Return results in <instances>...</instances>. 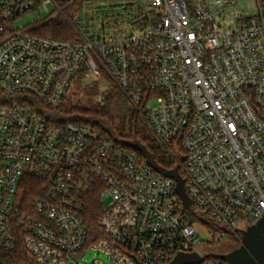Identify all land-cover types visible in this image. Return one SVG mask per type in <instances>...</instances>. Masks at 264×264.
Returning a JSON list of instances; mask_svg holds the SVG:
<instances>
[{
    "label": "built area",
    "instance_id": "1",
    "mask_svg": "<svg viewBox=\"0 0 264 264\" xmlns=\"http://www.w3.org/2000/svg\"><path fill=\"white\" fill-rule=\"evenodd\" d=\"M35 10L45 17L15 24ZM60 15L95 29L36 34ZM101 72L179 165L190 209L136 152L49 121L80 73ZM0 91V249L22 244L37 264H166L182 252L231 264L206 256L198 228L217 241L264 214V0H0ZM25 176L42 181L31 201ZM92 193L110 198L99 237L84 217Z\"/></svg>",
    "mask_w": 264,
    "mask_h": 264
},
{
    "label": "trees",
    "instance_id": "2",
    "mask_svg": "<svg viewBox=\"0 0 264 264\" xmlns=\"http://www.w3.org/2000/svg\"><path fill=\"white\" fill-rule=\"evenodd\" d=\"M36 34L57 40L77 39L71 26L63 19L56 18L36 29ZM81 74V73H80ZM111 90L105 92L101 108L93 109L83 105L64 106L45 111L52 124H64L68 122L84 123L100 130L104 135L111 137L118 145L136 152L144 159L142 153L130 146L138 143L147 147L154 155L155 160L163 167L173 168L176 164L173 156L168 153L153 137L152 132L145 123L140 110L135 107L124 92L116 84H112ZM88 93V92H87ZM0 91V95H1ZM22 186V199L31 201L35 196L43 194L40 186L42 181L25 176ZM102 214V203L96 193H92L86 202L84 217L92 236H102L98 226V220ZM251 221L249 224H253ZM211 226H214L210 223ZM218 229V227H215ZM224 238L235 249L241 245L242 235L233 231L223 230ZM216 241V240H214ZM216 242H220L217 240ZM215 242V243H216ZM0 264H37L27 249L20 244L13 251L0 249Z\"/></svg>",
    "mask_w": 264,
    "mask_h": 264
},
{
    "label": "rangeland",
    "instance_id": "3",
    "mask_svg": "<svg viewBox=\"0 0 264 264\" xmlns=\"http://www.w3.org/2000/svg\"><path fill=\"white\" fill-rule=\"evenodd\" d=\"M89 16V15H88ZM45 17V13L43 11H31L30 13L26 14L22 18H19L15 24L17 26L27 25L34 20H39L40 18ZM57 18L65 20L72 28L75 35H78L77 30L84 36L88 37V33L93 31L95 28L87 23L88 25H81L78 26L73 25L70 21L63 15L58 16ZM72 18V17H71ZM94 28V29H93ZM112 84H115L114 80L111 78L109 74L106 72H101V76L94 77V76H86L85 73L79 74L64 102V106H72V105H83L93 109H99L102 106V99L105 96V92L111 90ZM88 92V93H87ZM5 100V98L0 95V101ZM50 111V110H48ZM153 137L155 138L154 134L152 133ZM102 207H107L110 203V198L108 196H103L101 199ZM248 225L240 224L239 229H246ZM199 232L204 241L202 249L207 253H225L229 252L231 246L227 243V240L221 239L220 242L213 241V235L208 232L207 229L199 227ZM224 229V228H221ZM231 232V231H230ZM235 233H240L236 231ZM241 234V233H240ZM216 242V243H215ZM95 252H89L86 254L83 260L80 259L82 263L92 261L95 258Z\"/></svg>",
    "mask_w": 264,
    "mask_h": 264
},
{
    "label": "water",
    "instance_id": "4",
    "mask_svg": "<svg viewBox=\"0 0 264 264\" xmlns=\"http://www.w3.org/2000/svg\"><path fill=\"white\" fill-rule=\"evenodd\" d=\"M130 146L140 151L146 163L155 171L175 181L176 191L184 207L190 209L192 207V200L186 191L179 165L175 164L173 168L168 169L161 166L155 160L154 155L146 146L138 143H131ZM236 230L242 235L241 245L239 247L226 253H209L206 256L217 257L231 264H264V214L246 229L236 228ZM203 259V256L198 252H182L178 253L166 264H199Z\"/></svg>",
    "mask_w": 264,
    "mask_h": 264
},
{
    "label": "flooded vegetation",
    "instance_id": "5",
    "mask_svg": "<svg viewBox=\"0 0 264 264\" xmlns=\"http://www.w3.org/2000/svg\"><path fill=\"white\" fill-rule=\"evenodd\" d=\"M226 253V252H225Z\"/></svg>",
    "mask_w": 264,
    "mask_h": 264
}]
</instances>
